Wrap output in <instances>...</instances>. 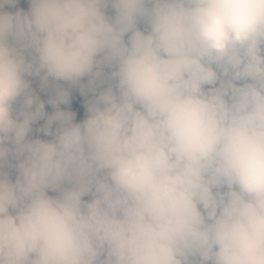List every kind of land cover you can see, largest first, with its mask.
Returning <instances> with one entry per match:
<instances>
[{
    "label": "clouds",
    "instance_id": "1",
    "mask_svg": "<svg viewBox=\"0 0 264 264\" xmlns=\"http://www.w3.org/2000/svg\"><path fill=\"white\" fill-rule=\"evenodd\" d=\"M19 3L0 0V264H264V0Z\"/></svg>",
    "mask_w": 264,
    "mask_h": 264
},
{
    "label": "rangeland",
    "instance_id": "2",
    "mask_svg": "<svg viewBox=\"0 0 264 264\" xmlns=\"http://www.w3.org/2000/svg\"><path fill=\"white\" fill-rule=\"evenodd\" d=\"M29 5L27 4V0H20V3L16 6H14L13 8V12L18 10V9H23L25 11H27ZM5 10L6 11H12V7L11 6H5ZM63 86L67 87L66 84H64ZM49 95H51L50 91H47ZM70 104L69 105H61V108L62 109H66L67 107H74L75 109V113H76V120L77 122L81 121L82 119L85 118V114H86V110H85V107H83L84 105L81 106L80 102L82 101H85L87 99H89L88 96H81L80 95V92H79V89L78 88H72L70 90ZM48 95V96H49ZM51 110L53 111V109L50 107L46 108L45 111L47 113L51 112ZM40 122L44 123L43 120H41ZM36 135H34V137H36ZM40 137V135H39ZM41 138H46L44 137V135H41ZM14 178V176H13ZM85 199H87V197H85Z\"/></svg>",
    "mask_w": 264,
    "mask_h": 264
},
{
    "label": "trees",
    "instance_id": "3",
    "mask_svg": "<svg viewBox=\"0 0 264 264\" xmlns=\"http://www.w3.org/2000/svg\"><path fill=\"white\" fill-rule=\"evenodd\" d=\"M6 6H7V5H6ZM11 7H12V11H13L14 6H11ZM110 14H112V13H111V10H110ZM141 27H142V26H141ZM33 87L36 89V91H37V93L40 95L41 99H43V100L46 101V100L49 98V96H48L49 94H48L47 91H41V90L39 89V87H38V82H37V83H34ZM50 93H51V92H50ZM90 96H91V94L88 95L89 98H90ZM85 101H86V100H85ZM85 101L80 102L81 106L85 104ZM48 107L50 108L51 106L48 105V104L46 103V105H45V109L48 108ZM74 107H75V106H74ZM74 107H67L65 110L75 111ZM83 107H84V106H83ZM51 108H52V107H51ZM51 112H52V110H51ZM51 112H49V114H50ZM42 124H43L42 122L38 121V122L33 126V129H34V131H33V136L37 134L36 137H39V135H40L39 138H41V135H43V133H36V132H35V128H36V127H40V126H42Z\"/></svg>",
    "mask_w": 264,
    "mask_h": 264
}]
</instances>
